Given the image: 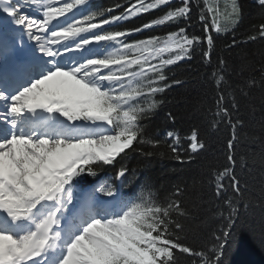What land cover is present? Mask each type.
Listing matches in <instances>:
<instances>
[{
  "label": "snow or ice",
  "instance_id": "6c2138e0",
  "mask_svg": "<svg viewBox=\"0 0 264 264\" xmlns=\"http://www.w3.org/2000/svg\"><path fill=\"white\" fill-rule=\"evenodd\" d=\"M192 2L180 0L140 27L108 30L105 25L170 6L172 0H133L111 17L86 11L89 0H62L59 5L57 0H31L42 19L22 14L27 5L20 0H0V11L11 17L0 26V264H180L177 253L196 258L192 264H223L236 224L235 204L243 196L233 154L243 121H233L223 94L216 100L212 126L225 122L232 135L227 164L212 170L209 183L223 201L219 214L228 215L209 251L180 242L183 224L177 217L188 213L179 189L161 204L144 190L125 199L104 182L77 188L78 178L96 176L146 142L142 121L158 103L155 94L170 86L159 83L167 79L165 66L191 59L195 46L205 41L202 59L211 62L214 39L209 29L220 33L227 25L221 28L222 13L209 0H203L199 17L207 34L203 40L181 26L163 37L127 41L153 26L189 21ZM258 4L264 8V0ZM231 9L226 18L234 26L239 18L235 0ZM23 36L35 42V49L24 46ZM258 38L264 39V23L255 26L248 41ZM236 44L234 38L229 47ZM219 64L212 73L218 88L224 81V60ZM260 72L264 78V66ZM255 86L253 77L241 92L248 95L245 89ZM231 107L238 109L234 100ZM167 136L179 143L177 134L169 131ZM187 139L191 153L205 148L196 130ZM147 143L155 147L159 141ZM169 146L177 161L188 162L177 147ZM125 171L122 167L117 178Z\"/></svg>",
  "mask_w": 264,
  "mask_h": 264
},
{
  "label": "trees",
  "instance_id": "16d2710c",
  "mask_svg": "<svg viewBox=\"0 0 264 264\" xmlns=\"http://www.w3.org/2000/svg\"><path fill=\"white\" fill-rule=\"evenodd\" d=\"M132 2L89 0L86 11H102L104 17H111L124 12ZM179 3L180 0H172L170 6L104 27L108 30L134 29L164 15L169 7H176ZM209 3L217 5L222 13L219 17L221 28L227 25V30L220 33L209 29L208 34L214 39L211 62L202 59V53L208 47L205 41L195 46L191 59L165 66L163 71L167 79L159 83L161 87L170 86L155 94L158 103L142 121L146 142L134 145L136 151L127 150L123 160L118 157L114 165L103 166L94 177L112 176L113 184L118 180L121 189L129 196L138 197L144 190L149 198H153L154 194L161 204H165L179 189L181 206L188 213L186 217H177L183 224L180 242L198 251H209L214 246V236L219 234L226 222L224 217L228 215L227 211L224 217L219 214L224 207L223 201L216 198L214 185L209 183L212 170L222 169L227 164L226 145L232 135L230 126L225 122L212 126L216 100L223 94V106L232 113L233 121H243V125L237 128L238 139L233 153L235 174L242 182L243 196L235 204L236 224L221 259L223 264H264V78L260 72L261 66H264V39L248 41L255 26L264 23V8L257 0H235L239 18L233 26L226 18L227 3L223 0ZM204 7L203 0H193L189 21L153 26L133 33L127 41L163 37L181 26L187 28L189 35L203 40L207 34L199 17ZM107 9L113 11L108 12ZM207 22L211 23V17ZM234 38L237 44L229 47ZM221 59L225 62L220 72L224 81L218 88L212 73L219 71ZM253 77L256 86L245 89L248 95H244L241 88ZM233 100L238 105L236 110L231 107ZM192 130L198 132L205 144V148L195 154L188 148L187 137ZM169 131L180 137L179 143L174 144V138L167 136ZM147 141H159V144L153 147ZM169 145L177 147L181 157L188 162L177 161ZM149 152L152 154L147 155ZM189 156L193 157L190 161ZM122 167L126 169L125 175L118 179L117 173ZM94 177L85 174L78 178V184L88 185L87 182ZM177 255L180 264H192V260L196 259L187 254Z\"/></svg>",
  "mask_w": 264,
  "mask_h": 264
},
{
  "label": "rangeland",
  "instance_id": "374dc122",
  "mask_svg": "<svg viewBox=\"0 0 264 264\" xmlns=\"http://www.w3.org/2000/svg\"><path fill=\"white\" fill-rule=\"evenodd\" d=\"M28 2H23V0H20V3H25L27 6L24 7L23 9H21V13L22 14H27L29 17H34L36 19H42V15L41 13L39 12L38 8L36 7L35 4H32L31 3V0H27ZM209 1H213V0H209ZM219 1V0H216V2ZM221 1V0H220ZM224 3H227L228 4V7L226 8V11L227 13L231 12L232 9H231V4H232V0H223ZM4 16H7L6 13H3L2 11H0V26L3 25V17ZM8 21H11V17H7L6 18ZM10 27L12 28H16V25H9ZM26 45L28 46H31L29 43H26ZM121 195V194H120ZM122 196V195H121Z\"/></svg>",
  "mask_w": 264,
  "mask_h": 264
},
{
  "label": "bare ground",
  "instance_id": "6f19581e",
  "mask_svg": "<svg viewBox=\"0 0 264 264\" xmlns=\"http://www.w3.org/2000/svg\"><path fill=\"white\" fill-rule=\"evenodd\" d=\"M31 18H34V17H31ZM17 27H18V26H17ZM22 40H23V44H24V46H26V43H27V42H29V43L34 42V41H29L28 38H27V36H23V37H22ZM35 47H36V45H35V42H34V49H35ZM39 55H40V54H39ZM39 55H38V56H39Z\"/></svg>",
  "mask_w": 264,
  "mask_h": 264
}]
</instances>
